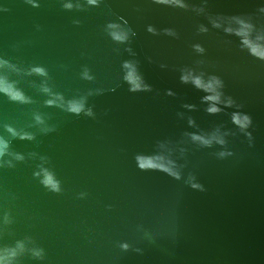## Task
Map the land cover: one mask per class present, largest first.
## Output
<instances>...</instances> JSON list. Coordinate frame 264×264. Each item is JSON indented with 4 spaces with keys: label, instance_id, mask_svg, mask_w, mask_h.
Here are the masks:
<instances>
[{
    "label": "water",
    "instance_id": "obj_1",
    "mask_svg": "<svg viewBox=\"0 0 264 264\" xmlns=\"http://www.w3.org/2000/svg\"><path fill=\"white\" fill-rule=\"evenodd\" d=\"M0 264H264V0H0Z\"/></svg>",
    "mask_w": 264,
    "mask_h": 264
},
{
    "label": "clouds",
    "instance_id": "obj_2",
    "mask_svg": "<svg viewBox=\"0 0 264 264\" xmlns=\"http://www.w3.org/2000/svg\"><path fill=\"white\" fill-rule=\"evenodd\" d=\"M74 110H78V109H74Z\"/></svg>",
    "mask_w": 264,
    "mask_h": 264
}]
</instances>
